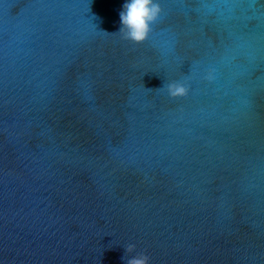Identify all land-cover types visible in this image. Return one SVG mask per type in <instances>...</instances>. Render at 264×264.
<instances>
[{
    "label": "water",
    "instance_id": "1",
    "mask_svg": "<svg viewBox=\"0 0 264 264\" xmlns=\"http://www.w3.org/2000/svg\"><path fill=\"white\" fill-rule=\"evenodd\" d=\"M158 2L0 0V264H264V0Z\"/></svg>",
    "mask_w": 264,
    "mask_h": 264
},
{
    "label": "clouds",
    "instance_id": "2",
    "mask_svg": "<svg viewBox=\"0 0 264 264\" xmlns=\"http://www.w3.org/2000/svg\"><path fill=\"white\" fill-rule=\"evenodd\" d=\"M162 8L158 0H124L120 17V29L125 39L136 44H143L149 38L152 25L160 18ZM168 95L181 98L188 95V87L181 82H173L167 86ZM134 245L129 246L133 251ZM127 264H151L150 257L139 253L128 259Z\"/></svg>",
    "mask_w": 264,
    "mask_h": 264
}]
</instances>
